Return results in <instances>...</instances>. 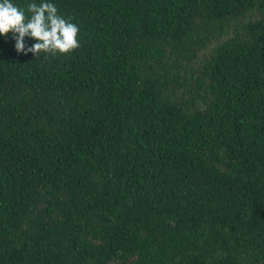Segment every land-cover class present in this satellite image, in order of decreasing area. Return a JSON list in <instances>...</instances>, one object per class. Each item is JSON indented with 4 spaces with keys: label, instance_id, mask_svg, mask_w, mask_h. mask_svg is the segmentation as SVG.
<instances>
[{
    "label": "trees",
    "instance_id": "trees-1",
    "mask_svg": "<svg viewBox=\"0 0 264 264\" xmlns=\"http://www.w3.org/2000/svg\"><path fill=\"white\" fill-rule=\"evenodd\" d=\"M11 2L79 47L0 37V264H264V0Z\"/></svg>",
    "mask_w": 264,
    "mask_h": 264
},
{
    "label": "clouds",
    "instance_id": "clouds-1",
    "mask_svg": "<svg viewBox=\"0 0 264 264\" xmlns=\"http://www.w3.org/2000/svg\"><path fill=\"white\" fill-rule=\"evenodd\" d=\"M78 32L77 25L59 15L53 3H30L26 15L11 0H0V37L11 33L17 53H32L35 58L41 53L69 54L79 47ZM26 37L35 43L27 46Z\"/></svg>",
    "mask_w": 264,
    "mask_h": 264
}]
</instances>
